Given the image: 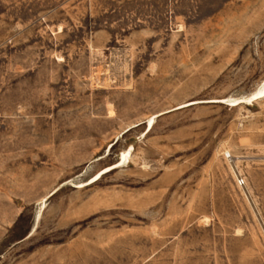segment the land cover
I'll list each match as a JSON object with an SVG mask.
<instances>
[{"label":"rangeland","instance_id":"1","mask_svg":"<svg viewBox=\"0 0 264 264\" xmlns=\"http://www.w3.org/2000/svg\"><path fill=\"white\" fill-rule=\"evenodd\" d=\"M263 89L264 0H0V264H264Z\"/></svg>","mask_w":264,"mask_h":264},{"label":"bare ground","instance_id":"2","mask_svg":"<svg viewBox=\"0 0 264 264\" xmlns=\"http://www.w3.org/2000/svg\"><path fill=\"white\" fill-rule=\"evenodd\" d=\"M261 88H262V87H261ZM263 90H264V89H263ZM257 91H258V90H257ZM260 92H261V91L259 90L257 94H259ZM254 94H255V93H254ZM250 98H252V97H250ZM252 99H253V98H252ZM124 159H125V157H124Z\"/></svg>","mask_w":264,"mask_h":264}]
</instances>
